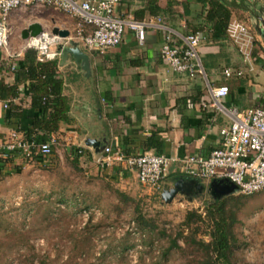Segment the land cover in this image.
Here are the masks:
<instances>
[{
  "label": "crops",
  "instance_id": "crops-1",
  "mask_svg": "<svg viewBox=\"0 0 264 264\" xmlns=\"http://www.w3.org/2000/svg\"><path fill=\"white\" fill-rule=\"evenodd\" d=\"M226 1L232 6L238 5V0ZM196 2L121 0L116 7V16L129 13L143 22L160 19L161 25L172 33L173 46H181L183 38L200 33L203 39L199 52L209 83L216 87L239 85L238 80H226L223 75L227 68L244 67L237 47L229 41L214 43L206 39V13L198 16ZM185 7L188 8L187 14ZM234 18L233 15L232 21H238ZM35 23L41 25L45 32L59 28L74 36L78 20L52 8H21L15 10L9 19L12 36L17 24L23 25L26 30ZM165 35L166 32L160 28H149L145 42L140 44L136 35L127 31L121 45L105 54L87 49L82 42L73 41L79 44L88 62L65 54L66 49L73 47L72 41L63 42L56 48L60 54L58 68L64 81V96L70 104L71 122L62 123L56 134L65 154L72 158L75 149L85 150L91 154V159H82V164L95 166V158L99 154L90 147L91 142L98 143L101 151L109 146L128 154L154 153L179 160L192 155L209 156L219 148L220 132L229 125V120L208 106L211 98L203 75L190 78L168 69L161 58ZM26 47L23 37L20 42L11 37L8 48L0 49V82L8 85L19 82L21 92L15 101L9 103V109H5V102L0 101V139L7 138L12 130H27L36 115L31 106L29 82L21 71L18 72ZM261 72L258 77L264 80V70ZM247 75L249 83L235 90L233 93L236 96L229 93L224 101L226 106L247 110L255 106L259 96L264 95V91L255 88L253 79L257 76ZM12 104L22 108L21 118L10 119ZM60 151L55 150L54 156ZM23 163L20 158L15 160L7 166L6 172L9 176L20 174L21 170L16 168ZM97 166L96 172L100 176L106 174L112 179L113 168ZM180 170L181 162L168 170V176L159 189L161 195L172 189L180 179H190ZM131 176L138 180L136 172L125 171L120 172L119 180ZM256 215L254 221L264 229V206Z\"/></svg>",
  "mask_w": 264,
  "mask_h": 264
},
{
  "label": "rangeland",
  "instance_id": "rangeland-1",
  "mask_svg": "<svg viewBox=\"0 0 264 264\" xmlns=\"http://www.w3.org/2000/svg\"><path fill=\"white\" fill-rule=\"evenodd\" d=\"M236 4L234 19L250 28L259 55L253 71L243 69L257 76L255 88L264 91V80L258 77L264 60V0ZM14 29L12 40L20 42L24 26ZM59 146L60 154L47 165L25 161L20 174L0 183V264H198L203 259L197 246L186 243L193 230L183 223L188 212L204 214L217 199L209 193L212 180H202L206 192L192 200L179 195L166 203L133 176L116 182L100 176L98 164L75 168ZM231 195L241 196L235 234L240 245L246 244L235 252L234 262L264 264V229L254 221L263 209L264 192ZM207 231L202 227L197 238L208 241ZM173 239L180 248L166 255Z\"/></svg>",
  "mask_w": 264,
  "mask_h": 264
},
{
  "label": "built area",
  "instance_id": "built-area-1",
  "mask_svg": "<svg viewBox=\"0 0 264 264\" xmlns=\"http://www.w3.org/2000/svg\"><path fill=\"white\" fill-rule=\"evenodd\" d=\"M121 0H0V49L8 48L11 39L9 19L18 9L26 7L52 8L78 20L75 35L62 38L52 32L43 31L38 37L29 38L27 49L37 52L39 62L58 60L57 47L63 42L79 41L89 50L105 54L111 48L121 45L127 31L133 32L140 44L146 39L147 29L160 28L166 32L161 48V58L168 69L176 74L195 78L203 75L210 94L209 107L217 110L229 120V125L220 132V146L209 156L192 155L185 160L168 158L154 153L128 154L120 149L105 147L95 160L103 168L120 167L136 172L140 184L159 190L167 178L168 170L181 162L180 172L198 181L227 180L234 184L239 193L252 196L264 192V109L254 107L240 110L224 104L229 95L227 85L213 86L209 83L199 52L202 35L196 33L183 38L181 46H173L169 29L156 22L137 20L132 14L116 16V7ZM228 37L239 49L242 61L249 72L253 67L254 37L250 28L239 21H232ZM13 66V70H15ZM244 69L227 68L223 75L226 80L241 77ZM9 101L4 108L9 109ZM59 146V139L52 135L44 143L28 141L17 130L7 138L0 139V157L20 152L27 159L51 156ZM82 153L77 148L74 152Z\"/></svg>",
  "mask_w": 264,
  "mask_h": 264
},
{
  "label": "trees",
  "instance_id": "trees-1",
  "mask_svg": "<svg viewBox=\"0 0 264 264\" xmlns=\"http://www.w3.org/2000/svg\"><path fill=\"white\" fill-rule=\"evenodd\" d=\"M196 1V5H198L196 10L198 16L202 17L206 13L204 16L207 24L206 33L204 35L206 39L214 43H221L224 41L232 43L228 37V27L232 22V9L235 8L234 4L232 6V4L228 3L226 0ZM245 9L248 10L249 6L246 5ZM185 12L186 14L188 13L187 7H185ZM252 57L254 60L259 59V55L254 52V49ZM262 63L263 65H261V68L264 70V60H262ZM19 66L20 69L18 72L21 71L24 79L29 82V93L32 100L31 106L33 111L36 112L31 127L24 131L21 130L20 133L25 140L44 143L52 135L59 133L62 123L71 122L70 104L68 99L64 96V81L59 75V63L58 60L39 62L37 52L32 49H27L24 59ZM230 69L239 70L243 68ZM229 80L239 81V85L228 86L230 90L229 93L232 94L242 85L245 86L249 83V75L244 74L239 78L233 77ZM249 89L252 94V86ZM20 93L19 82L15 85H8L4 81L0 82V101H9L12 103L20 96ZM234 95L236 96V93H233V96ZM256 100L254 107L264 109V95L259 96ZM10 112V119L21 118L23 116L22 108L13 104L10 106ZM53 157L54 153L47 158L35 155L33 159L29 160L20 152H16L12 155L7 154V157H0V183L9 176V173L6 172L7 166L19 158L24 162L35 160L38 163L47 165L46 162H51ZM82 159H89L90 161L91 154L85 150H82V153H78L77 151L73 152L72 165L79 169L80 165H82ZM16 170H22V168L19 167L16 168ZM122 171H125V173H132L130 170L114 167V176H112V180L117 182L120 172ZM155 191L161 194L159 190ZM240 202H242L241 196L230 195L221 200L208 203L204 210V214L200 213L198 210L188 212L183 225L193 230V232L190 239L186 238V243H191L202 251L204 257L198 264H235V252L246 245L244 243L240 245L239 239L235 234ZM141 226L143 230L147 229L146 225L142 224ZM202 227L208 230L206 234L209 238L208 241L197 238V234L201 232ZM178 242V239L171 240L170 247L166 250V255L172 249L180 248Z\"/></svg>",
  "mask_w": 264,
  "mask_h": 264
},
{
  "label": "water",
  "instance_id": "water-1",
  "mask_svg": "<svg viewBox=\"0 0 264 264\" xmlns=\"http://www.w3.org/2000/svg\"><path fill=\"white\" fill-rule=\"evenodd\" d=\"M43 31L44 29L42 28L41 25L37 23L32 24L22 32L23 40L27 41L31 37H38ZM52 33L62 38L70 37V32L66 30H61L59 28H54L52 30ZM262 34L264 35V30ZM72 45H73L72 48L65 50V54H71L77 60L88 62V57L80 50L79 44L72 41ZM89 145L92 149L96 150L97 154L100 155L103 152L100 150V146L98 143L91 142ZM205 187H206L205 185H203L200 181L195 179H191V178L180 179L172 189L163 192L162 198L166 203L172 202L174 198H176L179 195L191 197L190 200H192L193 197L202 194L204 192ZM209 193L216 196L217 197L216 200H221L225 196H229L234 193H239V190L234 184L230 183L227 180H222V181L213 180L209 188Z\"/></svg>",
  "mask_w": 264,
  "mask_h": 264
}]
</instances>
